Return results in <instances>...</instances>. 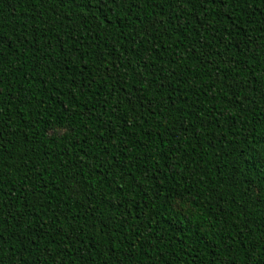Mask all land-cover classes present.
Segmentation results:
<instances>
[{
	"label": "trees",
	"instance_id": "trees-1",
	"mask_svg": "<svg viewBox=\"0 0 264 264\" xmlns=\"http://www.w3.org/2000/svg\"><path fill=\"white\" fill-rule=\"evenodd\" d=\"M0 264H264V0H0Z\"/></svg>",
	"mask_w": 264,
	"mask_h": 264
}]
</instances>
